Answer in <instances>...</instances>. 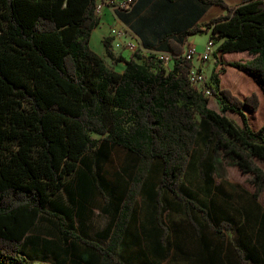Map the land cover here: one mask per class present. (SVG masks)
<instances>
[{"label":"trees","instance_id":"16d2710c","mask_svg":"<svg viewBox=\"0 0 264 264\" xmlns=\"http://www.w3.org/2000/svg\"><path fill=\"white\" fill-rule=\"evenodd\" d=\"M199 1L220 5L227 13L202 28L192 23L186 35L208 32L221 57L250 55L226 64L250 75L264 95V0H241L236 7L224 0ZM97 3L0 0V264H46L25 252L42 217H55L64 238L79 240L100 256L96 263L86 254L82 264L117 260L121 247L141 242L135 198L140 189L152 195V189L145 188L146 179L158 175L159 190L178 196L194 145L217 155V170L235 166L248 174L254 198L264 192L259 166L264 163V123L256 129L249 123L259 106L257 94L240 98L222 87L221 67L206 81L219 105L216 111L189 78L192 62L181 56L184 51L171 46L172 66L167 69L152 56L115 55V38L107 36L106 57L124 64L122 72L115 70L90 48L91 34L99 25ZM119 16L126 18L124 13ZM227 112L237 114L241 125ZM102 140L138 160L132 181L123 187L129 192L121 199L105 245L83 238L68 227L64 215L49 209L60 191L70 189L67 181L76 175L83 202L97 201L94 190L103 194L99 177L93 181L88 175L97 171L79 167ZM83 209L79 207L78 213ZM60 249L59 244L44 241L45 253L55 259L49 264H65L67 250L59 253ZM169 250L170 242L161 239L149 250V261L140 254L133 258L154 264ZM245 258L239 255L240 264H246Z\"/></svg>","mask_w":264,"mask_h":264},{"label":"crops","instance_id":"0c3cea01","mask_svg":"<svg viewBox=\"0 0 264 264\" xmlns=\"http://www.w3.org/2000/svg\"><path fill=\"white\" fill-rule=\"evenodd\" d=\"M224 1L232 7L238 6L241 2V0ZM119 13L126 14V18L121 19ZM226 13L227 10L220 5H205L199 0H133L130 9L126 11L116 10L105 3L98 15L99 25L95 29L104 26V31L100 34L103 43V39L109 37L111 26L120 28L124 31L122 40L125 43L128 40L134 41L139 46L137 53L155 58L160 54L170 56L171 46L183 52L185 44L194 41L190 35H186L192 23L202 28L209 20ZM115 43L116 39L113 45ZM113 45L112 50L115 55L126 58L132 55L124 46L115 48ZM229 54L221 57L217 53L215 62L218 63L217 65L215 63L213 71L217 70L219 62L225 60ZM119 63L121 64L119 72H122L124 64ZM163 65L169 69L172 61ZM192 65L195 68L201 67L207 76L205 63L200 64L197 57L192 60ZM239 71L236 72L241 78H247L251 82V88L247 92L242 91L238 84H231L228 81L222 83L220 78L221 86L229 88L240 98L255 92L259 100L256 112H264L262 90L250 75ZM212 108L219 111L218 103ZM226 115L237 125H241L237 122V114L227 112ZM217 159L216 154L205 153L202 145H194L189 165L183 171L186 177L181 178V190L178 196L166 190H159L158 175L155 179H146L145 188L152 189V195L149 196L140 189L135 198L139 208L140 224L137 234L141 242L138 245L128 243L126 247H121L119 254L127 257L140 254L146 256V260L149 261L151 255L149 250L156 244L159 246L160 240L165 239L170 242L167 255L178 257L180 264H240L239 255L246 257V264H264V192H261L258 198H254L255 188L249 181L250 176L242 173L235 166H225L217 170ZM259 166L264 171V163H259ZM88 175L93 181L94 176L97 175L98 180L101 181L100 188L103 190V194L94 190L93 199L110 202L126 198L128 187L118 191L115 175L110 174L109 171H101V173L97 171ZM78 179L76 175L67 181L70 189L66 192L60 191L61 197L56 203L57 208L62 211L66 208L65 212L70 213L72 205L69 206V203L72 202L77 212L81 206L89 211L88 205L79 196ZM112 209L107 225L102 231L104 241L111 234L118 210L115 205ZM60 214L64 215L63 212ZM126 239L130 238L126 237ZM153 241L156 244H153ZM84 246L80 245L77 248L78 260L72 259L70 250L61 248L67 250L64 253L67 258L65 264H82L81 258L88 253ZM61 249L59 253H62ZM98 258L100 260L98 253H95L96 263Z\"/></svg>","mask_w":264,"mask_h":264},{"label":"rangeland","instance_id":"374dc122","mask_svg":"<svg viewBox=\"0 0 264 264\" xmlns=\"http://www.w3.org/2000/svg\"><path fill=\"white\" fill-rule=\"evenodd\" d=\"M102 31H104V26H99L91 34L90 48L98 55L103 56L108 65L112 66L115 70L119 71L121 68V64L112 63V61H110V59L107 58L104 54L103 43L100 39V34L102 33ZM190 37L194 40L190 43H193L196 47H198V52H201L204 48L206 41L208 40L209 33L204 31L196 32L194 34H191ZM122 39L116 40L114 47L120 45L121 47L124 46L126 49L129 50V47L127 46V41L125 43V41H123ZM188 46L189 44L186 43L184 51ZM250 57L251 56L248 55L246 52H243L229 54L228 56H226L225 60L222 59V61L219 62L220 64L217 68V70H219L221 67L225 68V72L220 74L222 83L228 81L231 82V84H238V87L242 91L247 92V90L251 88V82L247 78H241L238 72H236L238 70L234 67L228 66L226 63L230 60H247ZM215 58V55L212 54L208 60L204 61L206 68L205 72L208 77L213 72L215 63L216 65L218 63L215 62ZM240 72L241 71H239V73ZM209 105L210 107L217 106V101L213 96L209 98ZM236 119L237 122L241 123L240 117L237 116ZM250 123L253 127H258L262 125L264 123V112L258 111L256 113L251 114ZM137 161L138 160L136 156L130 153L129 151L119 146L111 145L102 140L98 148L89 151L85 154L83 160L79 164V167L81 169L99 171V173H101V171H109L110 174L115 175V184L117 186V190L120 191L124 187V185L126 186L132 181L134 171L137 166ZM63 192H66V190H63ZM60 193L61 192H59L55 196L54 201L51 203L49 209L59 213L63 212L66 218V222L68 223V227L72 228L83 238L95 241L99 244H105L106 241H104L105 239L103 238L102 231L107 225L109 216H111V212L113 211L112 207L114 205L117 206V208L121 207V199H115V201L111 200L110 202L97 200L92 205L86 203V205H88L89 211L83 209L80 214L77 212V209L75 210L74 203L70 202L69 206L72 205V211H70V213H67L65 212L67 210L66 208H63L62 211V209L56 207V203L61 197ZM114 219L116 220V218ZM46 240L52 241L57 245L59 244L61 248H67L72 252V259L76 260H78L76 253L77 248L80 245L84 246L79 240L64 238L59 231L58 220L55 217H42L38 222L36 230L33 232L31 238L25 246V252L35 262H44L46 264L53 262V259L48 256V254H46L44 251V241ZM86 250V252H88L86 254L95 257V253H97L95 250L88 247H86ZM100 261L101 259L99 260L98 258L97 263H99ZM121 262L123 264H144L142 260L136 258L134 259L133 257H127L123 254H119L117 256V260L111 261L109 264H121ZM154 264L180 263L178 257L166 255V257Z\"/></svg>","mask_w":264,"mask_h":264},{"label":"built area","instance_id":"2783aa9c","mask_svg":"<svg viewBox=\"0 0 264 264\" xmlns=\"http://www.w3.org/2000/svg\"><path fill=\"white\" fill-rule=\"evenodd\" d=\"M105 3L113 6L116 10L126 11L131 7L133 0H99V4H98L99 14L101 13ZM109 32H114V34H121L122 37L124 36V31L114 26L110 27ZM128 42H129V51L133 53H137L139 51L138 44L131 40H128ZM188 43H189L188 55H181V56L185 59L191 60V62L195 57H197L200 61V64H202L204 63V61L208 60L212 54L215 56L217 55L216 45L213 43L212 39L210 38H208V40L206 41L204 48L201 52H198L197 47L193 43L190 42ZM120 47L121 46H115V48H120ZM155 58L162 60L163 63H167L169 61H172L173 54H171L170 56L160 54L157 55ZM188 76L191 79L192 83H195L196 86L198 82H205L206 84V81L208 79L204 73V70H202L201 67L195 68L193 67V65L189 71ZM206 96L209 98L212 97L211 91L207 86H206Z\"/></svg>","mask_w":264,"mask_h":264},{"label":"bare ground","instance_id":"6f19581e","mask_svg":"<svg viewBox=\"0 0 264 264\" xmlns=\"http://www.w3.org/2000/svg\"><path fill=\"white\" fill-rule=\"evenodd\" d=\"M99 1L97 3L96 6V13L99 15V7H98ZM109 36L114 37L116 40L118 39H122L123 37L121 36V34H114V32H110ZM127 46L129 47V42H127ZM188 50H189V46L186 48V50L184 51V55H188ZM133 53V52H132ZM134 54V53H133ZM193 85L196 86L195 83H193ZM197 87H199L201 89V91L203 92L204 96H206V84L205 82H198L197 83ZM207 97V96H206Z\"/></svg>","mask_w":264,"mask_h":264}]
</instances>
